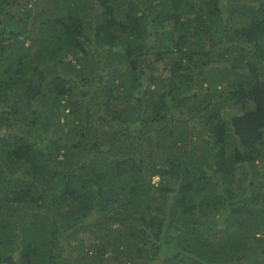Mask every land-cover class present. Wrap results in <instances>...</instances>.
Here are the masks:
<instances>
[{"label": "trees", "instance_id": "obj_1", "mask_svg": "<svg viewBox=\"0 0 264 264\" xmlns=\"http://www.w3.org/2000/svg\"><path fill=\"white\" fill-rule=\"evenodd\" d=\"M229 3L0 0V264H264V0Z\"/></svg>", "mask_w": 264, "mask_h": 264}, {"label": "rangeland", "instance_id": "obj_2", "mask_svg": "<svg viewBox=\"0 0 264 264\" xmlns=\"http://www.w3.org/2000/svg\"><path fill=\"white\" fill-rule=\"evenodd\" d=\"M230 5L233 6V4L229 3V0H220V6L222 8L221 10H222V14L223 15H225V12L228 11L229 7H231ZM27 44H28V42H27ZM260 169H262L261 170V173H263L264 172V169L263 168H259L258 170H260ZM250 170L252 171V169L250 167H248V171H250ZM219 228H223V226L222 225H219ZM102 235H103V231H101V229L98 230L97 228H92V232H86V233L80 235L78 237V239L80 237H82V238L85 237V245H86V247L89 248L90 245L97 244L99 242V240L97 239V237H99V236L101 237ZM82 238H80V239H82ZM74 241H77V239H75ZM228 243H231V242H228ZM74 244H75V242L72 245H74ZM88 248H86V249H88ZM234 249H237V248H234ZM240 252H241L240 249H237V250L231 251V252L229 251L230 257H233L234 261L238 262V258L241 255ZM16 255H17V251L14 252V256H16ZM66 255H67V253H65V257H66ZM73 256H76V253H74ZM158 262H160V261H158ZM240 264H245V261L242 262V263H240Z\"/></svg>", "mask_w": 264, "mask_h": 264}]
</instances>
